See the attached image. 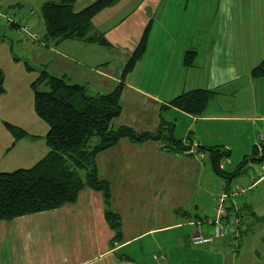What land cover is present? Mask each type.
<instances>
[{
	"label": "crops",
	"instance_id": "obj_1",
	"mask_svg": "<svg viewBox=\"0 0 264 264\" xmlns=\"http://www.w3.org/2000/svg\"><path fill=\"white\" fill-rule=\"evenodd\" d=\"M95 1L77 0L73 11L78 12ZM198 1L120 0L91 21L93 30L104 34L111 49L123 42L133 50L144 28L151 24L145 54L124 79L122 112L112 121L113 126L153 132L162 117L174 124L177 139L186 143L189 139L192 144L183 154H170L163 151L162 144L149 141L136 145L122 140L115 148L98 155L99 174L110 181L113 191L112 209L121 215L122 241L113 240V232L105 222L101 193L83 189L73 204L0 221V264H176L175 253L191 246L188 238L194 229L187 234L181 232L177 217H186L182 211L193 213L192 218H196L193 211L198 209L211 214L213 211V200L210 203L201 200L186 209L178 201L183 189L178 185L180 177L182 182H195L206 164L192 152L194 147L221 145L230 151L228 160L222 164L226 169L230 161L251 155L258 136L264 133L263 106L255 94L264 76L257 79L250 74L264 62V40L253 42L249 38L251 31H264V26L253 22L250 29L238 22L223 25L216 29V34L213 28L205 31L206 28H199L203 21L196 14ZM259 1L264 5V0ZM0 3L8 8L27 2L0 0ZM192 4L195 5L190 10ZM230 6L231 10L224 13L226 18L245 17L243 6L235 8V0ZM24 9L17 17L38 24L33 7ZM246 12L252 20L260 18L253 9ZM191 29L202 34L197 37L199 47L192 45L193 35H184ZM204 36L208 37L207 43H203ZM32 45V53L43 68L51 69L47 71L52 76L64 77L88 89L96 85L105 93L120 81L121 55L118 63L111 65L109 51L100 45L78 39L56 42L45 38L43 46ZM190 50L196 51V55L193 66L186 68L183 58ZM131 52L126 51L122 63ZM195 89L216 92L201 116L192 117L169 106L170 99ZM37 125L43 129L41 124ZM46 132L43 129V134H29L35 138L25 137L10 147L13 138L5 127L0 128V157L9 156L8 161L14 166L31 167L42 152L44 155L47 152L43 139ZM18 158L22 161L17 164ZM230 201L229 206L238 211L242 208L240 199ZM220 243L214 241L210 245ZM199 252H203L200 259L206 264H216V259L224 257L209 250H192L189 258L197 261L195 253ZM230 254L233 258L241 253ZM233 260L222 264H240L239 260ZM188 262L186 259L185 264Z\"/></svg>",
	"mask_w": 264,
	"mask_h": 264
},
{
	"label": "trees",
	"instance_id": "obj_2",
	"mask_svg": "<svg viewBox=\"0 0 264 264\" xmlns=\"http://www.w3.org/2000/svg\"><path fill=\"white\" fill-rule=\"evenodd\" d=\"M76 1L47 0L41 5L39 13L44 37L41 38V42L39 40V44L44 45V38L46 41L55 40L56 42L78 39L87 44H96L111 49L112 45L107 42L104 34L93 30L91 21L99 12L117 4L120 0H97L86 8L74 12ZM19 7H22L21 3L9 6L7 11L14 12L13 10ZM0 10L5 12L2 6ZM150 28L151 24L144 28L142 36L123 65L120 82L116 83L107 93L88 95L85 86L70 83L64 77L52 76L47 70L41 72L39 77L33 80L30 85L33 92V111L34 115H37L47 126L43 139L48 151L29 168L0 173V221L13 220L18 216L50 211L61 208L65 204H73L80 191L89 189L101 193L105 222L113 232V240L116 243L122 241L121 215L112 209L113 191L110 181L101 178L99 174L97 156L106 150L115 148L122 140H128L136 145L149 141L162 144L163 151L170 154H183L192 146L188 142L189 139L187 143L177 139L174 135V124L165 122L162 117H160L161 122L158 128L153 132H136L129 126H113L112 121L122 112L120 98L124 90V79L144 56ZM195 55L196 51L193 50L185 52L183 63L186 68L193 66ZM263 76L264 62H261L251 70V77L258 79ZM3 83V74L0 71V95L4 91ZM39 85L46 86L45 91L38 90ZM214 94H216L215 91L207 89L182 92L170 99L169 106L192 117L201 116L208 108ZM2 125L13 138L10 147L25 137L35 138L25 129L14 124L3 122ZM94 138L96 141L91 145ZM195 150L197 155L203 154L206 157L205 162L209 163L212 173L223 179L228 187L232 181L241 176L242 170L252 157L251 160L260 165L264 163V143L261 144L262 151L258 156L254 150L253 154L245 156L234 170L229 172L222 164L230 156V151L224 150L221 145L197 146ZM224 191L223 188L221 193ZM225 196L228 197V195ZM230 200L238 199H232L229 195L225 212L221 216V224L222 227L228 225L229 228L233 227L236 230L235 225H241L243 221L240 215L243 207H248L243 203L238 211L229 206ZM181 213L184 216L190 215L189 211ZM214 213L215 211L209 218L196 214L195 224L198 228L205 227L209 230L208 222L209 219H213ZM256 219L264 221V217ZM240 232L243 234L242 230ZM208 235L209 233L203 236ZM190 237L188 242L192 247L210 246L214 243L210 241V243L195 245ZM262 242L264 245V239Z\"/></svg>",
	"mask_w": 264,
	"mask_h": 264
},
{
	"label": "rangeland",
	"instance_id": "obj_3",
	"mask_svg": "<svg viewBox=\"0 0 264 264\" xmlns=\"http://www.w3.org/2000/svg\"><path fill=\"white\" fill-rule=\"evenodd\" d=\"M25 1L27 3H23V6L19 7V10L14 9V12H10L9 10L7 11L8 8L5 7L4 14L10 16L12 18V21H8L6 23L3 20L0 21V37L2 38L0 40V71L3 74L4 82V91L2 93L3 95L1 94L2 96H0V128H4L2 126L3 122H8L12 125L14 124L18 127H21L23 130L26 129L29 134H43V129L47 130V126H45L41 122L37 115H34L32 104L33 92L30 88V85L31 83H33V80L39 77L41 72H43L44 70H48L50 72L51 69L49 67L45 69V67L43 68V66L40 65L39 61L37 60L38 58L35 56V54L32 53V43L37 45L39 43L25 40L22 30L26 25H29L31 31L38 36V39L41 42V38L43 37V24L40 20L39 10L41 5L47 0ZM233 1L234 0H199L196 5L197 7L195 6L197 17H199L203 21L199 28L204 27L206 28L205 31H209L211 28H213L215 29L214 33L216 34V29L222 28V26L226 24L231 26L234 24L237 25L239 23H243L246 26H250L251 29L253 22L254 24L256 22H260L264 26V5H262L259 0H250L249 3L247 2V0H235V8H240L243 6L245 10V17H240V19L236 16L233 18H226L224 16V13L226 11L229 12L231 10L230 4ZM30 5L33 7L34 12L36 13V15L34 16H36V18L38 19V24L30 23L32 20L30 22H24L23 19L17 17V15H20L19 13L22 12L23 7H25L24 10H27ZM194 5L195 4L191 5L190 10L193 9ZM250 9L255 10L260 18L256 16V19L252 20L246 12V10ZM31 13L35 14L33 13V11H31ZM249 17L251 19L250 22L248 20ZM184 35H193L194 41L192 45L199 47L200 40L197 37H200L202 34L199 33L197 29H191L189 31H186ZM204 37L205 41L203 40V43H207L208 37ZM249 38H251L253 42H257L258 40L263 41L264 31H251ZM152 44L157 45V42L152 41ZM262 44L264 45V42ZM190 45L191 42L189 44V47ZM116 48L119 50H117ZM116 48H106V50L109 51L108 55L111 65H116L119 61L118 58L121 55L120 57H122V59L120 60V70H122L124 63L127 60L126 59L124 63H122L125 59L126 51H132V48H130V45L127 46L123 42L121 46ZM44 58L46 59L45 55ZM107 70L108 69H106L105 71L108 72ZM76 76L79 77L78 75ZM260 82L261 83H259L256 88L257 91L255 92V94H257L259 102L263 106L262 111L264 113V79L260 80ZM37 89L40 91H45L46 86L39 85ZM86 90L88 95L105 93L104 90L97 89L96 85H90V88H87ZM37 124H41V126H43V129ZM262 134L264 133H261L258 136V140L253 146V152L251 154H253L254 150H256L258 156L259 153L262 151L260 144ZM95 141V138L92 139L91 145H93ZM196 147L197 146L194 147V150L192 151L193 153H197V151L195 150ZM259 147L261 151H259ZM46 151H48V148L46 149ZM41 156H44V152H42L38 157L40 158ZM198 157L201 160L206 161V157L203 154H198ZM8 158L9 156L3 158L0 157V172H12L18 168L26 169L29 166H14V164L8 161ZM16 161L18 164L22 160L21 158H18ZM249 161L247 163L248 166L246 165L247 167L245 166L244 170H242L243 173L241 174V176L232 181L229 187L228 185H226V182L223 179H221L219 176L217 177L215 174L212 173L210 165L207 162H205L206 164L204 166L203 172H201L200 174L201 177L199 180H196L195 182L188 181V183L186 181L182 182L180 177L178 185L183 189L182 192H180L181 200L178 201H180V204L181 206H183V209H186L187 206L194 205V203H200L201 200L207 201L209 203L211 202V200H213V214V212L216 210L214 208L218 200H221L223 198V200L225 201L228 199L229 195L232 196V199H240V206L245 203L248 208L243 207L241 211L240 215L243 219L242 224L235 225L237 226L239 232L233 227L229 228L228 225H224L222 227L224 233L221 236L212 240V242L223 241V244L220 243L210 245L209 247L199 246L197 248L187 246L184 251L178 250L177 253H175L177 259L176 264H185L186 259L190 261L187 264H206L200 259L203 252L195 253L197 255V261H193V259H190L189 255L192 254V250H209V252L211 253L216 252L218 253V255L223 254L224 257L222 256L216 259V264H222L224 262L232 263L234 261L233 259L239 260L240 264H264V245L262 242V239H264V221L261 222L260 220L256 219H262L264 217V174L260 171V167L264 163L260 165L259 163L254 162L252 160L251 162ZM230 162L231 164L225 169L228 172L234 170V168L240 163V160H232ZM254 170L255 172L253 173ZM244 180L247 181L246 184H243ZM227 187L228 189L226 190ZM223 188L225 191L224 193H221V190ZM225 195H228V197L226 198ZM206 209L208 210L209 207ZM193 212L198 214L200 217H203L204 215L208 216L209 214L212 216L211 213L202 212L200 209H198L196 212ZM251 214H253V216L255 217H253ZM193 216L194 214L190 213V215L186 217H180V215L177 217V221H179L180 225L182 226L180 230L181 232L187 234V231L191 230L193 227L194 230L193 234H191V237L198 236L199 234L205 235L212 232L210 231V229L208 230L205 227L198 228L197 224H195V222L197 221L192 218ZM160 224H162L161 221ZM241 230L243 234L240 232ZM239 252L241 254H239L238 257H230V253ZM212 260L214 261L213 256Z\"/></svg>",
	"mask_w": 264,
	"mask_h": 264
},
{
	"label": "built area",
	"instance_id": "obj_4",
	"mask_svg": "<svg viewBox=\"0 0 264 264\" xmlns=\"http://www.w3.org/2000/svg\"><path fill=\"white\" fill-rule=\"evenodd\" d=\"M12 21V18L10 16L5 15L1 10H0V21ZM23 36L25 37V40L27 41H34L39 43L38 36L31 31L30 26L26 25L23 30ZM264 143V134L261 135V142L260 144ZM259 151L260 147H259ZM260 171L264 174V164L261 165ZM241 194V193H240ZM227 198V196H226ZM225 206H226V200L224 201L223 198L218 200L217 204L215 205V213L213 219H209L208 224H210V231L209 235L207 237H204L203 235L199 234L198 236L190 237V240L193 244L198 245V244H203V243H210L214 238H217L221 236L224 233V230L222 228L221 224V216L225 212ZM192 236V235H191Z\"/></svg>",
	"mask_w": 264,
	"mask_h": 264
}]
</instances>
